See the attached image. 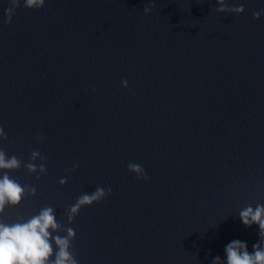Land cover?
<instances>
[{"label":"clouds","instance_id":"clouds-1","mask_svg":"<svg viewBox=\"0 0 264 264\" xmlns=\"http://www.w3.org/2000/svg\"><path fill=\"white\" fill-rule=\"evenodd\" d=\"M21 0H10V7L5 9V24H11L16 9L20 6ZM219 7L215 10L219 13L243 14L245 9L240 6L229 7L226 0H217ZM45 4V0H23V6L30 10H39ZM155 4L149 0L144 6L145 14L151 13ZM264 14V9L253 13L254 19H259ZM124 87H128L127 80L122 81ZM94 92L95 89L93 88ZM7 135L0 126V140H6ZM37 141L44 139L38 135ZM43 160L40 152L33 150L30 154V162L24 164L17 156H8L3 149H0V216H3L7 207H17L26 196H35L36 188L30 185H21L8 173L18 170L22 164L29 174H46V164H35L37 160ZM78 165L65 171H75ZM127 169L136 175L137 178L145 180L144 168L133 162L127 164ZM39 179V176H37ZM67 183V177L61 178V186ZM112 192L111 188L96 187L91 193H83L76 202L66 210L67 221L71 224L74 218L84 207L93 205L105 199ZM239 219L245 227L258 226L259 240L253 244V250L249 252L247 243L239 239L229 242L225 246L226 260L222 261L216 256L211 264H264V205L257 204L255 207L246 206L238 213ZM64 232L66 235H59ZM76 233L73 228L66 227L57 220L55 209L51 206L43 207L38 214L28 219L18 217L15 222L5 223L0 220V264H78L72 250V241Z\"/></svg>","mask_w":264,"mask_h":264}]
</instances>
